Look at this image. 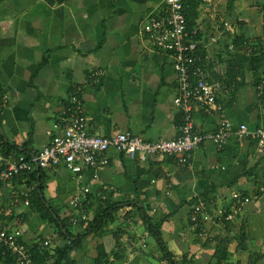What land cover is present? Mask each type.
Instances as JSON below:
<instances>
[{
	"label": "crops",
	"instance_id": "obj_1",
	"mask_svg": "<svg viewBox=\"0 0 264 264\" xmlns=\"http://www.w3.org/2000/svg\"><path fill=\"white\" fill-rule=\"evenodd\" d=\"M163 1L57 0L51 4L0 0V143L4 153L32 155L61 135L55 125L78 86L83 89L91 134L131 133L147 141L178 138L183 111L174 104L180 92L175 56L151 47L141 34L147 16L156 13ZM199 2L194 37L205 58L204 77L218 85V101L235 132L243 124L250 130L264 128V97L256 90L264 79V0ZM226 20L233 23L228 32L222 29ZM237 39L243 44L239 49ZM250 45L259 51L249 53ZM96 69L103 72L98 85L91 82ZM193 115L199 131L218 129L216 114L195 106ZM108 159L107 166L86 167L80 175L61 165L37 170L36 178L34 172L3 183L0 228L24 229L27 246L37 236L63 246L66 241L56 228L40 220L39 212L46 211L42 201L62 219H71L75 215L71 201L84 186L99 198L102 187L108 185L114 188L108 196L121 206L111 229L125 231L122 243L128 245L120 264H166L140 209L152 217L168 216L162 233L177 261L187 257L191 264H264V195L260 192L264 151L258 152L255 139L235 133L222 150L206 142L187 167L174 156L140 162L114 149ZM234 192L251 197V203L233 222L195 226L191 221L200 200L211 210L228 208ZM88 214L93 219L94 210ZM84 228L72 222L74 234ZM241 228L242 244L237 240ZM132 235L133 247L129 244ZM99 245L108 255L117 250L113 233L104 238L91 235L71 256L76 264H95Z\"/></svg>",
	"mask_w": 264,
	"mask_h": 264
},
{
	"label": "built area",
	"instance_id": "obj_2",
	"mask_svg": "<svg viewBox=\"0 0 264 264\" xmlns=\"http://www.w3.org/2000/svg\"><path fill=\"white\" fill-rule=\"evenodd\" d=\"M43 1L51 4L57 2V0ZM202 2L210 5L213 0H202ZM232 25L230 20H226L222 26L223 31H231ZM141 34L151 47L173 53L175 56L180 92L174 104L183 111L181 135L172 140L147 141L131 133H118L112 137L91 134L84 112L83 89L78 86L71 93L69 104L55 125L62 134L54 136L42 150L32 155L7 156L0 143V185L23 174L30 175L39 169L57 168L61 165L79 175L86 167L93 170L103 168L109 163L108 153L111 149L140 162H145L154 156H174L183 167H187L191 165L194 152L202 144L212 142L218 150H222L235 133L241 138L255 139L258 152L264 151V128L250 130L243 124L235 132L223 105L218 101V85L204 77L205 58L198 52V42L189 37L184 0H164L156 13L147 16ZM230 49L234 48L230 46ZM258 51L256 45H250L248 48L249 53ZM102 76L103 72L96 69L91 75V82L98 85ZM256 90L260 98L264 97V79L258 82ZM195 106H200L207 114L218 116L219 127L216 131L206 133L197 129L193 115ZM79 178L81 179L82 176ZM112 191H114L112 186H103L102 200H105ZM260 192L264 195V187ZM90 193L91 189L84 186L78 196L71 201L73 210L79 212L78 215L71 216L73 223H78L80 219L90 220L88 212L83 210V203L88 200ZM14 195L16 196L15 193ZM250 203L251 197L239 192L232 194L228 208L211 210L207 202L200 200L194 207L191 221L195 226L209 223L227 224L233 222ZM24 235L25 230L22 228L12 230L0 228V254L5 255L10 252L17 256L20 264H33ZM202 235H205L204 230ZM34 242L42 247L50 244L49 240L40 236L35 237Z\"/></svg>",
	"mask_w": 264,
	"mask_h": 264
},
{
	"label": "trees",
	"instance_id": "obj_3",
	"mask_svg": "<svg viewBox=\"0 0 264 264\" xmlns=\"http://www.w3.org/2000/svg\"><path fill=\"white\" fill-rule=\"evenodd\" d=\"M200 0H189L184 2L185 7L188 8V13H186L187 18V31L190 39L196 40L194 37V29L196 19L198 14L196 9L199 5ZM236 48L239 49L242 46V41L240 39L235 40ZM236 60H238L236 58ZM256 61V60H255ZM260 63V59H257ZM257 69V68H256ZM1 139V137H0ZM2 140V139H1ZM10 148V147H8ZM10 150V149H9ZM10 151L7 150L5 155H9ZM38 172L32 175L36 178ZM42 187V184H41ZM36 199L39 203L41 198L39 197V192H36ZM196 201L192 202L196 203ZM46 211L39 212L40 220L50 226L56 228L57 234L60 238L66 241L63 246L49 244L47 247H42L34 242L33 245L27 246L29 253L32 255L33 264H76V260L72 258L71 254L75 247L79 246L84 239L93 235L95 238H104L109 233H113L116 243L117 250L108 255L104 251V247L99 245V257L95 264H120L124 259L123 252L127 249L126 244L122 243L123 231L122 229L112 230L111 227L114 225L116 220V213L120 210L121 206L112 202L110 196L105 200H102L101 196L99 198L90 195L88 200L83 203V210L89 212L94 210V217L89 221L79 220L78 225L84 226V230L79 234H74L72 231V221L71 219H62L60 214L52 211V208L48 206L44 201H42ZM79 212L75 211V215ZM140 217L146 226V230L156 243L159 254L161 255V260L166 264H191L192 260L184 257L181 261H177L174 255L170 252L162 233L163 223L168 219V216L156 218L149 216L145 211L140 209ZM20 224H23L21 221ZM126 233V232H125ZM41 237V236H40ZM43 238V237H42ZM245 239L243 234V229L237 234V240L242 244V240ZM129 244L133 247L135 245V237L132 235ZM241 249H243L241 247ZM0 264H20L17 256L10 252L5 255L0 254Z\"/></svg>",
	"mask_w": 264,
	"mask_h": 264
}]
</instances>
